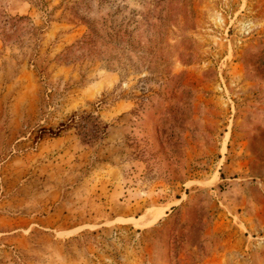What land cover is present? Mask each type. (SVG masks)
I'll use <instances>...</instances> for the list:
<instances>
[{
  "label": "rangeland",
  "instance_id": "rangeland-1",
  "mask_svg": "<svg viewBox=\"0 0 264 264\" xmlns=\"http://www.w3.org/2000/svg\"><path fill=\"white\" fill-rule=\"evenodd\" d=\"M0 264H264V0H0Z\"/></svg>",
  "mask_w": 264,
  "mask_h": 264
}]
</instances>
